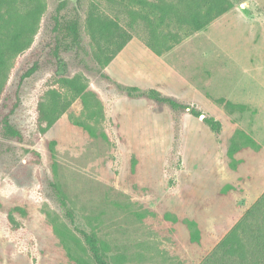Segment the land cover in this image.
I'll return each mask as SVG.
<instances>
[{
	"label": "rangeland",
	"instance_id": "1",
	"mask_svg": "<svg viewBox=\"0 0 264 264\" xmlns=\"http://www.w3.org/2000/svg\"><path fill=\"white\" fill-rule=\"evenodd\" d=\"M138 1L0 0V111L18 96L10 122L19 133L0 126V264H94L52 183L110 264H200L264 192V0H228L160 55L144 42ZM61 2L83 49L61 48L58 62L52 16ZM97 17L131 34L108 62L89 25ZM115 83L194 104L221 130Z\"/></svg>",
	"mask_w": 264,
	"mask_h": 264
},
{
	"label": "trees",
	"instance_id": "2",
	"mask_svg": "<svg viewBox=\"0 0 264 264\" xmlns=\"http://www.w3.org/2000/svg\"><path fill=\"white\" fill-rule=\"evenodd\" d=\"M137 4L139 5L137 17L143 21L146 34L144 42L157 55L170 50L192 32L204 29L212 20L231 7L228 0H139ZM64 6V2L59 3L55 14L52 16V31L55 33L52 54L58 62L61 58V48L64 50L83 49L77 18L67 22L61 20L60 10ZM148 8L156 16V21L147 15ZM89 25L97 31V36L103 40L105 52L101 49L100 52L103 53L106 62L116 55L131 38L128 31L121 29L112 20L105 21L97 17ZM97 59L100 65L104 64L99 56ZM36 69V64H33L23 71L18 80L16 95L23 80L32 75ZM115 86L120 91L125 92L127 96H143L155 103L164 104L170 108L173 114L186 112L200 120L214 134H218L221 130V122L218 119L210 116L194 104L165 96L152 88L143 91L134 86L118 83H115ZM217 101L222 102L226 108L230 109L244 110L246 108L243 104H233L223 98H218ZM17 104L18 96L11 103V106H8L7 111H0L2 134L11 138L18 137L19 134L10 122V115ZM243 139L247 145L258 148L257 143L250 135L243 134ZM238 148L237 143L233 142L228 149V155L233 157ZM52 188L64 210L65 217L80 235L94 264H110L102 253L97 238L75 223L73 211L67 205L65 198L53 183ZM184 222L190 229V241L197 242L199 231L195 227V222L192 220H185ZM200 264H264V192L250 205L230 231L204 256Z\"/></svg>",
	"mask_w": 264,
	"mask_h": 264
}]
</instances>
